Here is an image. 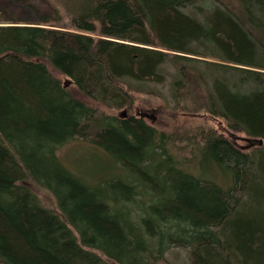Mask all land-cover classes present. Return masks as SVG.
Returning <instances> with one entry per match:
<instances>
[{
    "label": "trees",
    "instance_id": "16d2710c",
    "mask_svg": "<svg viewBox=\"0 0 264 264\" xmlns=\"http://www.w3.org/2000/svg\"><path fill=\"white\" fill-rule=\"evenodd\" d=\"M194 1L0 0V264H156L173 246L183 264H264V0H210L205 20L183 11ZM169 65L175 101L202 91L205 111L262 143L198 127L195 173L152 124L97 114L59 77L107 103ZM88 131L111 163L94 181L57 154Z\"/></svg>",
    "mask_w": 264,
    "mask_h": 264
},
{
    "label": "rangeland",
    "instance_id": "374dc122",
    "mask_svg": "<svg viewBox=\"0 0 264 264\" xmlns=\"http://www.w3.org/2000/svg\"><path fill=\"white\" fill-rule=\"evenodd\" d=\"M15 1L17 2V0ZM237 1L238 0H216V3L220 6L225 5L232 10H237L235 7ZM211 3L212 1L210 0L194 1L192 4L184 6L183 11L197 18H201V20H205ZM8 5L12 8L11 3H8ZM45 7L46 6H44V8ZM212 57L216 62L226 63L219 55L213 54ZM228 63L229 65H234L232 62ZM167 68L168 72L161 82L152 80H145L142 82L133 81L134 83L128 80L123 82V84L128 87L123 86L124 89L127 88V90L124 91L126 96L123 95L121 98L122 100L119 101L109 100V102L106 103L91 100L80 94L70 83L67 87L70 88V92L74 96H78L90 106L96 107L95 111L99 115H113L121 117L120 119L133 115L142 118L147 124H152L155 129L165 134L167 138L166 141H169L166 142V144H168L165 146H168L172 155H175V159L182 161L187 169L195 173H198L200 168L193 156V147L199 144L198 141L202 140V136L198 137L197 132L192 134L193 130H198L201 127H212L213 132L228 137L242 151H252L258 146L256 138L248 137L241 130L231 129L223 119H217L205 111L203 106L208 101L206 97L204 98L205 94L202 91H193L194 93L186 92L184 91L185 89L181 87L179 92L183 99L178 98L179 101H175L174 97L171 95V91L173 90L172 81L174 69L170 65ZM59 77L62 83L69 79L65 75H59ZM123 80L124 79H122V81ZM116 86H119V84L116 83ZM138 87H140L142 91H139ZM129 97L132 98L131 103ZM92 136V132L88 131L86 137L77 136L62 144L57 151L59 158L68 168L73 170L77 175L84 176L90 181H94L93 178L97 180L106 176L108 165L111 164L110 159L97 147L93 146V142L90 140ZM193 136H195L194 140ZM185 137L189 140L191 139L194 144L189 145ZM250 139L254 141L252 144H249L247 141ZM261 147L262 150H256L258 151L257 153H264V144ZM111 172L116 173V170H112ZM213 173V179L225 186L227 182L221 176L220 168L215 167ZM207 174H209V172L206 173V175ZM36 192L43 205L55 208V199L51 193L44 189H38ZM188 262V248L173 246L164 253L163 258L156 264H183Z\"/></svg>",
    "mask_w": 264,
    "mask_h": 264
},
{
    "label": "bare ground",
    "instance_id": "6f19581e",
    "mask_svg": "<svg viewBox=\"0 0 264 264\" xmlns=\"http://www.w3.org/2000/svg\"><path fill=\"white\" fill-rule=\"evenodd\" d=\"M69 83H70V79H68L67 81H65V82H64V85L66 86V85H68ZM258 141H259V142H258L259 144L262 143V139H259Z\"/></svg>",
    "mask_w": 264,
    "mask_h": 264
},
{
    "label": "water",
    "instance_id": "95a60500",
    "mask_svg": "<svg viewBox=\"0 0 264 264\" xmlns=\"http://www.w3.org/2000/svg\"><path fill=\"white\" fill-rule=\"evenodd\" d=\"M249 142V144H252L254 141L253 139L247 140Z\"/></svg>",
    "mask_w": 264,
    "mask_h": 264
}]
</instances>
